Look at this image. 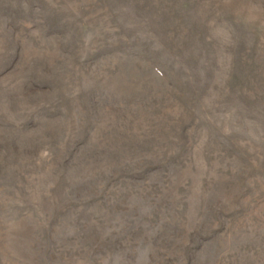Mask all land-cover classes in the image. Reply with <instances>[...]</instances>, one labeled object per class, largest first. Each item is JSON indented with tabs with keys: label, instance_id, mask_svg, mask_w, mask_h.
I'll list each match as a JSON object with an SVG mask.
<instances>
[{
	"label": "rangeland",
	"instance_id": "1",
	"mask_svg": "<svg viewBox=\"0 0 264 264\" xmlns=\"http://www.w3.org/2000/svg\"><path fill=\"white\" fill-rule=\"evenodd\" d=\"M0 264H264V0H0Z\"/></svg>",
	"mask_w": 264,
	"mask_h": 264
}]
</instances>
